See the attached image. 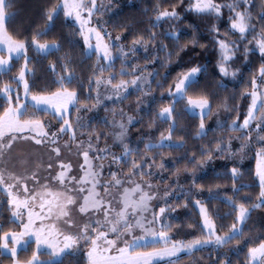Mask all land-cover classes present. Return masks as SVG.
<instances>
[{"label": "snow or ice", "instance_id": "obj_1", "mask_svg": "<svg viewBox=\"0 0 264 264\" xmlns=\"http://www.w3.org/2000/svg\"><path fill=\"white\" fill-rule=\"evenodd\" d=\"M184 4L185 0H178L171 6L172 10L157 5L151 27L182 20L176 8ZM14 7L15 0H0V195L4 197L0 199V264L5 261L8 264H64L67 256L77 257L81 253L83 264H182V255L194 257L209 247L216 252L214 264H233L229 252L239 253L241 244L247 249L244 264H264V231L253 235L252 229L246 227L253 212L264 210V0L259 3L257 0L229 3L187 0L186 14L208 16L216 21L209 29L218 54L214 67L220 83L216 87L225 89V79L241 78L240 69L233 68L241 55L243 62L249 63V57L258 52L260 63L251 75V90H246L250 103L242 122L239 115L230 118V123L219 118L216 121L217 129L242 134L200 146L198 155L189 151L172 160V175L177 179L171 184L165 183L163 189L151 182L154 176L164 180L161 174L166 164L162 159L157 164V156L131 159L127 173L111 171L109 178L102 175L104 164L100 161L109 155L111 163L118 166H129L128 158L139 155V149L134 150L129 139L130 128L137 122L132 116L125 120L126 113L120 109V119L116 120L113 109V120H104L110 132L85 133L82 130L91 125L84 123L81 113L98 109L104 101L123 103L130 89L147 97L152 94L153 81L157 88L163 89L168 76L156 80L158 71L145 76L143 69L135 66H131V72L126 69L129 55L135 54L137 48L146 54L153 50L146 56L150 63H156L160 53H166L170 61L173 53L167 51L168 45L157 44L155 32H150L147 39L142 35L132 39L130 48L122 43V34L113 37L100 19L113 7V0L107 4L103 0H51L42 15V25L25 33L18 32L9 23L16 15ZM256 8H259L256 13L259 31L252 23ZM225 9L228 13L225 32L238 34L237 40H228L221 34ZM61 18L78 25L72 33L78 39L68 43L73 48L79 45L85 60L95 57L92 76L86 81L78 76L72 67L71 55L65 53L56 63H49L50 79L38 83L30 67L35 57L29 52L47 59L63 50L62 43L48 39ZM120 27L130 31V26ZM184 35L182 31L164 33L166 39L177 45V55L187 50V46L179 47ZM189 43L195 47L199 41L193 36ZM117 60L122 65L119 72H115ZM20 61L23 64L17 74L10 76L14 64ZM207 71V65L197 64L178 72L168 84L166 95L161 94V100L167 99L168 104L156 114V119L168 125L167 134L161 132L157 143H145V150H183L184 137L179 142L173 139L183 114L198 120L193 139L208 135L205 122L214 114L217 93L201 84ZM105 72L109 73L107 77ZM5 76L9 77L7 81L3 80ZM143 103L138 100L137 109ZM177 105L184 106L181 113H177ZM221 107L229 111L227 102ZM85 135L87 139L83 138ZM64 137L68 139L62 144ZM102 138H111L122 155H116L108 147L101 148ZM233 140L240 141L238 148L233 147ZM73 151L78 158L75 168L71 162ZM250 153L255 159L254 175L259 188L254 201L240 195L251 187L240 183L243 179L240 162ZM214 159L233 162L227 172L232 194L222 198L219 191L207 190L209 201L220 199L231 207L232 211L225 216L212 212L209 204L199 198L205 191V186L198 183L199 174ZM181 163L182 169L177 166ZM181 174L190 181L186 190L179 185ZM176 191L198 210V218L187 228L198 230L200 235L185 232L183 223L171 222L169 214L176 207L170 203V197ZM189 202L182 206L188 208ZM5 205L10 212L6 222ZM225 220L232 222L225 224ZM225 248L228 252L222 251ZM193 264L197 262L193 260Z\"/></svg>", "mask_w": 264, "mask_h": 264}, {"label": "trees", "instance_id": "obj_2", "mask_svg": "<svg viewBox=\"0 0 264 264\" xmlns=\"http://www.w3.org/2000/svg\"><path fill=\"white\" fill-rule=\"evenodd\" d=\"M178 0H126L123 2L115 12L109 17L108 29L114 35H123L124 41L131 45V41L134 38L139 36H144L146 39L149 36L150 32H155L157 34L156 43H163L168 45V52H172L173 55L171 60L167 59L166 53H160V59L153 64L155 72H159V77H156V80H160L161 77L168 76V81L165 83L163 89L156 87L155 81L152 83V93L154 94L155 100L151 103L149 107L143 110L139 114V122L131 127L130 132L131 137V147L139 149V155H134L133 157L128 158L129 166L119 165L120 169L127 173L129 171L131 159L139 160L143 156H157L156 163L159 164L161 159L163 162L165 160H171V162L166 163L165 172L168 175L169 179L176 178L172 175L173 164L172 160L183 157L186 152H196L199 154L200 146H208L209 142L216 140L224 139L227 140L233 136H239L242 133L240 132H229L226 129H211L208 131V135L203 139H193L198 131V120L191 118L187 114H183L178 119L177 132L174 134L173 139L179 142L181 136L184 137L185 148L180 151L175 150H157V151H147L144 148L145 143H157L159 141V135L161 132L167 134L168 125L161 123L156 119V114L164 106H167L168 100H161V94L166 95V90L168 84L171 83L172 79L177 75L178 72L186 70L189 67L195 66L197 64L207 65L208 71L205 74V79L201 81L202 85H208L210 91L217 93L216 98L213 101V110L214 113L220 109L225 102H227L229 111L228 112V122L230 123V118H235L239 115L240 122H242L244 115L247 112L248 104L250 103V98L246 95V90L250 91V79L251 75L259 67L260 58L258 52L253 53L250 57L249 63L243 62V57L236 61L233 65V68L240 69L241 78L233 81L231 79H225L224 83L226 84L225 89H219L217 86L220 83V77L215 71V64L218 59V54L216 47L212 42V34L209 29L211 26L216 23L212 17L208 16H198L195 14H186L185 6L187 0H185L184 5H179L176 8V11L180 13L182 20L179 21H168L162 22L159 27L152 28V21L155 19L157 14L154 9L159 5L161 9L172 10V5L177 4ZM223 3H229L231 0H220ZM51 0H15V7L13 11L16 15L10 18L9 23L20 33L31 32L36 28L40 27L43 23L42 15L46 10V7L49 6ZM259 3V0H257ZM259 12V8L254 9L253 11V20L252 23L256 27L257 31L260 30L259 18L256 13ZM227 9L223 13V22L220 23V31L222 35H225L228 40H237L238 34H228L225 32L227 24ZM120 25L130 26V31H123ZM78 26L74 24L71 20L65 22L63 18L56 22L54 31L49 34V40H57L63 44V50L60 53L55 55L48 56L47 59L41 58L34 52H29L30 56L35 57L31 68L34 69L36 76L35 79L39 83L42 80L50 79L48 72L49 63H56L59 57H62L65 53L71 55L76 74L80 76L83 80H87L92 76V69L95 66V57L91 60H85L82 51L79 45L76 47H70L68 41L73 39H78L74 37L72 33L77 30ZM195 29V31L193 30ZM168 31L174 32H183L185 35L181 38L179 47L183 48L187 46L186 51H180L177 55L178 47L177 45L164 37V33ZM195 36L199 43L197 46L193 47L189 41L192 37ZM251 39V37H249ZM199 44L205 45L201 48ZM243 48V44H241ZM148 60L146 58H141L140 62L145 63ZM23 64V61L14 64L13 71L9 74L16 75L19 67ZM165 65V66H162ZM121 61L117 60L115 63V72H119L121 69ZM144 66V65H143ZM59 71V68L57 69ZM108 72L104 73V76L107 77ZM129 79L130 77H124ZM9 79L8 76L3 77L4 81ZM163 82V81H161ZM236 97V99H231ZM243 97V98H242ZM136 98H138V93L131 94L128 99L125 101L133 103ZM90 104L92 102H89ZM238 105V108L236 107ZM183 105H177V113H181ZM235 109V110H232ZM50 119V117H47ZM155 121V123H153ZM91 128H87L89 131H95L97 133L110 132L111 128L104 124L103 120L96 119L90 123ZM151 125V127H149ZM109 139V138H108ZM107 139V140H108ZM104 138L100 141L102 143L106 142ZM214 146V144H213ZM119 154L122 155V152L119 151ZM179 168H183V163L177 165ZM230 167H219L217 169L210 170L207 174L198 178V183H201L205 186V191L199 196L202 202L209 204V207L212 212L220 216H225L227 213L231 212L232 209L226 203L221 202L220 199H213L209 201L208 189L210 188L213 193L219 191L222 198L231 195V180L228 178L227 172ZM243 173V179L240 181L241 184L251 185L250 188H246L240 195L247 196L251 201L255 200V196L259 192L258 181L255 179V162L251 163L246 167L240 168ZM182 175V174H181ZM219 177V178H217ZM190 181H185L183 187L185 190L189 187ZM219 185V188H217ZM180 193V192H179ZM2 199L4 197L2 196ZM185 202H189L186 198L180 193L175 196L170 203L176 207V210L183 211L181 218H170L171 222L176 225L183 223L185 226L184 229L187 232H193L194 235H200L198 230L187 228V225L195 221L197 217V209L194 207V204L189 202L188 208H184L182 205ZM10 216V212L7 210V205H5L4 210V221H7V218ZM231 220H225L223 223L230 224ZM221 223V221H217ZM247 228L252 229V234L255 235L258 231H264V210H257L252 214V220L246 226ZM175 232V228L174 231ZM191 238V237H190ZM241 251L239 253L231 252L229 254L230 258L233 261V264H244V259L246 255V247L241 244ZM223 250H228L227 248ZM222 250V251H223ZM210 253V254H206ZM205 257V264H214L216 259V252L212 248L204 249L200 252H197L194 257L181 256L182 264L192 261L193 259ZM83 264V254L80 256L73 257L71 255L64 258V264ZM163 264V263H161Z\"/></svg>", "mask_w": 264, "mask_h": 264}, {"label": "rangeland", "instance_id": "obj_3", "mask_svg": "<svg viewBox=\"0 0 264 264\" xmlns=\"http://www.w3.org/2000/svg\"><path fill=\"white\" fill-rule=\"evenodd\" d=\"M125 1L126 0H113V7L108 12L104 13L103 16L100 17V19L104 23V26L107 29H108V25L107 24H108V21H109V17ZM103 2L105 4H107L108 3V0H103ZM94 23H95V21H94ZM108 31H109V29H108ZM112 35H113V37L116 36L114 34H112ZM122 43L124 45H126L128 48L131 47V45L127 44L124 41V37H123ZM152 51L153 50L150 49L149 53L146 54L142 49L137 48L135 54H130L129 55V57H128L129 67L126 70L129 71V72H131L132 71V67L131 66H135L137 69H143V73L142 74L145 75V76H147L149 73H155V69L153 67V63H150L149 61H147L145 63H141L140 62V59L141 58H146V56L149 55V54H151ZM137 74H141V73L138 72ZM129 79H131V77ZM134 93H138V98H136V100L133 103H131V102L130 103L129 102L125 103L126 100L123 103H120L119 101H117L115 103L112 102V101H104L98 109H96V110H94L92 112H82L81 115L84 118V123L85 124H90L91 122H93L96 119H99V120H103L104 121L105 118H107V120L109 122H111L113 120V118H114L113 117V114H112V110L113 109L117 113L116 116H115V119L116 120H119L120 119L119 111H120V109H123L124 112L126 113L125 120H126V117L127 116H132L134 118V120L137 121L135 124H137L139 122V114L143 110H145L147 107H149L151 105V103L153 102L154 94L152 93L151 95L145 97V96H143L142 93L136 92L134 89H130L129 90L128 97L131 94H134ZM138 100H143L144 101L143 105L139 109H137V102H138ZM105 108H107L108 111H106ZM217 118H219L221 121H228V112L225 111L224 109H220V110L216 111L213 114V116H212L211 119L206 120L205 123H206L207 131H209L211 129H216L217 128V126H216ZM82 131H84L85 133L88 132L87 128L83 129ZM131 137H132V134L130 132L129 133L130 142L132 140ZM233 137H235V136H233ZM78 138H79V134H78ZM83 138L84 139H87V136L85 135ZM67 139H68V137H64V139L61 140V143L63 144ZM239 143H240V141H238V140H233L232 141V144H233V147L234 148H238L239 147ZM99 146L101 148L108 147L111 152H114L118 156L120 155L119 154V151H121V149L119 147H114L113 146V143H112L111 138H109L104 143H102L100 141L99 142ZM251 157H252V154L250 153L248 158H245L242 162H240V168L246 167V166L250 165L251 163L255 162V159H253ZM79 159L82 162V158H79ZM77 160H78V158L76 157V155H75V153L73 151V154H72V157H71V162H72L74 168L76 167ZM100 162H102L104 164V169H103L102 175L105 178H109V172H111V171H117V172L122 171L120 169V166L111 163V155H109L108 158L103 159ZM164 162L169 163V162H171V160H165ZM94 163H95V161H94ZM232 166H233V162L231 160H229V159H214L213 163L209 164L205 168V170L199 174V178L201 176L207 174L210 170L217 169L219 167H230L231 168ZM44 167L46 168V164L44 165ZM161 175L164 178L163 181L161 180L160 176H154L152 178V180H151V182L153 184H157L160 187V189H163L165 187V183L171 184L173 180L177 179V178H174V179H169L168 180V175H167V173L165 171ZM145 179H148V178L145 177ZM185 181H186L185 180V177L183 175H180L179 176V185L180 186H183V184H184ZM179 194H180L179 191H176L175 194H174V196L170 197V201L175 196H177ZM0 199H2V195H0ZM182 215H183V211H181V210H175L174 212H171L169 214L170 218L173 217V218H177V219L181 218ZM184 231L187 232L185 229H184ZM173 234H175V232H173ZM209 248H211V247H209ZM223 252H228V250H223ZM230 253L231 252H229V254ZM206 254H210V253H206ZM193 260H195L197 262V264H205V262H206L205 257H200V258H196V259H193ZM193 260L192 261H189L187 263H184V264H193ZM161 263H163V262H161ZM5 264H8V261H5Z\"/></svg>", "mask_w": 264, "mask_h": 264}]
</instances>
